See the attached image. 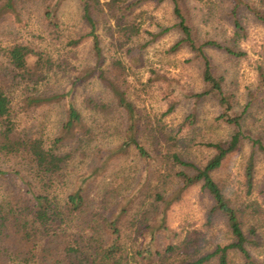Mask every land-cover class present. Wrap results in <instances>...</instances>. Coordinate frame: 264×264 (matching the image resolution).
Masks as SVG:
<instances>
[{
  "label": "trees",
  "instance_id": "obj_1",
  "mask_svg": "<svg viewBox=\"0 0 264 264\" xmlns=\"http://www.w3.org/2000/svg\"><path fill=\"white\" fill-rule=\"evenodd\" d=\"M64 1L41 0L46 19L56 30ZM192 1L79 0L88 34L71 44L78 47L89 39L94 63L78 71L77 80L97 78L111 99L107 102L85 100L94 114L91 126L85 122L73 97V88L64 94L26 98L31 107L64 102L65 120L56 137L19 133L13 119L12 87L7 84V78L0 77V156L24 158L37 183L29 186L24 196L13 197L0 205V264H264V209L255 202L247 204L228 198L213 176L227 158L248 141L252 151L245 178L247 194L251 196L255 187L256 157L264 155V132L256 135L244 132L251 104L243 113L236 112L225 91V78L215 72L208 54L216 51L234 59L244 57L240 47L247 38L243 14H251L264 25V0L255 4L246 0H225L229 9L223 20L228 22L233 34L225 32L224 36L214 38H203L202 30L194 23L190 12ZM20 2L2 0L0 20L5 15L20 20ZM145 3L172 6L174 28L179 31L180 39L168 53L188 50L192 60L201 64L204 89L193 98L215 101L223 111L219 120L235 129L230 140L206 144L214 155L204 166L196 165L183 155L182 139L163 123L162 119L174 112V106L160 118L156 115L152 119L143 114L137 104L140 91L131 80L133 68L143 66L146 48L172 30L165 28L158 34L147 31L151 40L141 43L146 31L138 22V10ZM103 22L109 23L112 47L116 48L112 51L110 47L108 53L101 35ZM6 52L9 65L14 69L13 80L36 84L53 70L51 57L28 46L15 45ZM99 113L108 117L119 113L126 118L125 139L117 155L133 151L145 164V173L136 188H123L114 183L105 189L100 199L91 198L87 187L90 179H84L81 185L63 196V187L72 181L70 172L78 154L87 157L89 147L98 139L95 123ZM72 144L76 146L73 150H65ZM9 174L0 171V176ZM171 185L176 186V191L168 199L166 195ZM196 186H200L212 202L206 213V226L213 228L222 221L230 236L228 243L209 245L196 234L181 239L180 234L168 226L166 210Z\"/></svg>",
  "mask_w": 264,
  "mask_h": 264
},
{
  "label": "rangeland",
  "instance_id": "obj_2",
  "mask_svg": "<svg viewBox=\"0 0 264 264\" xmlns=\"http://www.w3.org/2000/svg\"><path fill=\"white\" fill-rule=\"evenodd\" d=\"M133 1L136 0H129ZM246 1L255 4L260 0ZM228 6L229 3L225 0L192 1L191 17L202 30L203 38L221 37L225 32L227 35L233 34L228 22L223 20ZM18 9L21 13L20 20L13 15H5L0 20V77L7 78V84L12 87L13 119L19 133L45 138L56 137L65 120L64 102L31 107L26 98L64 94L73 88V97L85 117V122L91 126L94 114L85 105V100L92 98L98 102H107L111 99L97 78L83 82L77 80L78 71L94 63L89 39L86 38L78 47L71 44V41L88 34L81 18L79 0L64 1L58 13V30L46 19L45 5H42L41 0H21ZM138 13V22L143 31H146L141 43L151 40L147 31L158 34L165 28L172 30L146 48L143 53V66L140 64L133 68L131 80L134 88L140 91L137 104L143 114L152 119L156 115L160 118L170 106H174V112L162 121L182 139L180 150L183 155L196 165L204 166L214 155L213 150L207 148L206 144L230 140L235 129L219 120L223 111L215 101H197L193 98L195 93L204 89L201 64L192 60L193 56L188 50L168 53L180 39L179 31L174 28L172 6L169 3H145ZM243 24L247 31V38L240 45L245 53L244 57L234 59L216 51H209L208 54L213 60L215 72L225 78V91L235 105L236 112L243 113L245 107L251 104L243 130L247 135H256L264 132V25L248 13L243 14ZM101 35L106 53L110 47L115 51L109 23L101 24ZM15 45H25L51 57L54 61L53 70L36 84L22 82L20 79L13 80L14 69L9 65L6 51ZM121 50L119 52L122 54ZM135 98L136 96L133 99ZM96 118L98 139L89 147L87 157L78 154L70 172L72 181L63 187V196L75 186L81 185L84 179H90L87 183L90 196L100 199L105 189L114 183L123 188H136L145 173V164L133 151L117 155L125 139L126 118L119 113L110 117L99 113ZM74 147L76 146L72 144L65 150H73ZM251 151L250 144L245 141L241 149L230 155L213 176L228 198L247 204L255 202L264 209L263 154L256 157L255 187L251 196L247 194L245 169ZM0 171L10 173L0 176V205L9 202L13 197L24 196L29 186L37 184L22 157L0 156ZM175 191L176 186L171 185L167 198L170 199ZM211 204V199L200 186L187 190L166 210L168 226L179 233L181 239L196 234L209 245L228 243L230 236L222 221H218L213 228L206 226V213ZM161 210L165 211V208ZM262 233L264 241V229Z\"/></svg>",
  "mask_w": 264,
  "mask_h": 264
}]
</instances>
